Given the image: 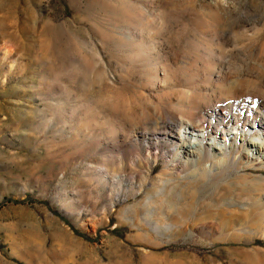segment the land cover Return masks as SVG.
Masks as SVG:
<instances>
[{
	"label": "rangeland",
	"instance_id": "obj_1",
	"mask_svg": "<svg viewBox=\"0 0 264 264\" xmlns=\"http://www.w3.org/2000/svg\"><path fill=\"white\" fill-rule=\"evenodd\" d=\"M263 97L264 0H0V264H264V156L165 154Z\"/></svg>",
	"mask_w": 264,
	"mask_h": 264
},
{
	"label": "bare ground",
	"instance_id": "obj_2",
	"mask_svg": "<svg viewBox=\"0 0 264 264\" xmlns=\"http://www.w3.org/2000/svg\"><path fill=\"white\" fill-rule=\"evenodd\" d=\"M216 107L218 108L207 110L204 114L192 113L188 117V121L183 124L184 135L181 136L180 133L178 134L185 139L186 133H192L197 137V140L192 142L185 139L186 142L180 141L179 143L171 145L170 148L165 151V154H167L166 157L170 154L172 155V153H176L178 149L177 154L174 155L176 159L178 155L179 163L189 166L190 170H193L196 162L201 163V161H204L205 158L210 155V148L213 149V151L219 150L217 154L228 153L231 152V150L235 151L238 146H236V136L232 137V134L235 135L238 131L241 135L246 137L241 140L245 141L246 145L250 146L247 147V160L258 156L263 157L264 102L258 104L256 100L232 99L229 102H221ZM158 124H160L161 129H163V131L158 132V135H161V138L163 136L166 137L165 140L168 139V136L172 135V132L182 126V122L178 121L176 118L170 117H161ZM239 128L242 130H239ZM254 132H258L260 137H254ZM152 136L160 139L157 135ZM202 137H207L211 140V142H209V149L204 148ZM243 144L242 142L239 146Z\"/></svg>",
	"mask_w": 264,
	"mask_h": 264
}]
</instances>
